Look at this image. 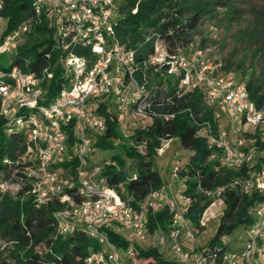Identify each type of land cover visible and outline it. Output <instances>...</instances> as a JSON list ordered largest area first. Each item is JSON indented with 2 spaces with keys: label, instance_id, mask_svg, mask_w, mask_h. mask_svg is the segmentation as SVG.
<instances>
[{
  "label": "built area",
  "instance_id": "1",
  "mask_svg": "<svg viewBox=\"0 0 264 264\" xmlns=\"http://www.w3.org/2000/svg\"><path fill=\"white\" fill-rule=\"evenodd\" d=\"M1 5L2 0L0 8ZM32 11L54 29L55 48L60 50L66 80L55 96L45 102L40 81L32 73H24L17 67L0 71V113L6 105L12 129L25 134L26 155L34 152L30 157L32 165L25 167L22 174L33 182L31 193L35 204L44 205L53 197L59 203H66L68 209L57 214L59 232L64 234L75 219H80L85 235L99 245L96 251H87L83 264H123L120 252L108 242L99 225L113 221L122 231L140 238L145 231V215L155 214L160 206H165L170 218L167 235L174 261L187 264L188 252L182 243L192 247V232L196 235L182 216L185 207L191 204L188 196L182 194L178 206L170 193L167 198L162 192L152 190L132 204L131 199H122L102 181L93 180L92 172L97 167L90 173L84 169L86 156L93 149L88 131L101 135L105 130L103 121L94 114L98 101L106 98L107 109L120 117L121 136L127 139L133 129H144L153 118L167 121L175 114L190 113L189 107L179 108L174 99L185 103L193 92L199 93L201 107L210 110L221 107L235 116L241 128L232 125L218 131L216 120L211 117L210 122L202 123L198 133L204 136L205 147L210 151L209 160L216 159L229 171L248 168L242 181H231L229 186L257 198L251 208L250 223L243 229L242 243L226 250L220 264H264V105L255 107L237 74L232 70H218L219 66L203 60L199 50L183 53L177 49L170 53L154 34L145 38V41L153 39L151 52L137 63L135 51L120 45L115 38L113 0H34ZM134 12L135 9L131 11ZM29 21H23L0 37L3 53L11 54L17 49L22 34L29 30ZM77 48L88 50V56L74 54ZM147 71L151 76L155 74L158 81L170 80L171 84L165 88L169 96H158L161 88L150 85ZM23 108L28 111L16 116L17 110ZM68 126L73 133V142L69 145ZM251 129H256L258 138L245 141L244 130ZM141 142L129 145L135 147ZM258 148L261 160L256 157ZM253 156L257 164L249 166L254 163ZM66 158L76 162L73 182L65 178L61 168ZM28 168L32 169L30 173H26ZM177 174L178 166L174 165L168 174L169 180H176ZM74 182L76 193L81 197L79 203H74L64 193V188ZM221 190L222 187L207 194L216 200ZM222 239L227 244L231 241L230 237ZM197 247L188 264H214L212 259L200 255ZM131 253L129 248L126 253L129 258Z\"/></svg>",
  "mask_w": 264,
  "mask_h": 264
},
{
  "label": "trees",
  "instance_id": "2",
  "mask_svg": "<svg viewBox=\"0 0 264 264\" xmlns=\"http://www.w3.org/2000/svg\"><path fill=\"white\" fill-rule=\"evenodd\" d=\"M34 0H2L0 18L5 19V33L16 29L23 21L28 22L29 30L22 34V40L17 49L8 54L10 63L7 67L0 66V71L17 67L24 73H32L40 82L43 98L48 102L59 91L66 80L60 62V50L55 48L54 29L42 17L34 16L32 3ZM115 8L114 35L120 45L135 51L137 63L146 58L151 52L153 39L145 41L149 34H154L157 41L168 52L181 49L190 41V34L195 32L198 24L211 17L213 9H224L223 17L227 22L236 21L241 16V11L230 9L229 0H113ZM135 9L134 13L131 11ZM259 14V13H258ZM264 10L260 12V16ZM258 17V15L256 16ZM260 22V21H258ZM259 24V23H258ZM264 29V26L262 27ZM76 55L88 56L89 51L77 48ZM264 52V47L262 48ZM0 54H5L0 50ZM224 69V68H223ZM50 75L47 78V75ZM139 80V73L137 74ZM146 77L151 79L150 85H157L161 98L167 97L166 87L171 84L169 79L157 80L156 75L146 72ZM248 98L256 108L264 105V81L249 79L242 81ZM166 91V92H165ZM199 93L193 92L187 102L174 99L179 108L189 107L190 113H178L170 120L153 118L144 129L135 128L127 138H122L120 131V117L110 108L107 109V100L98 101L94 114L104 123L103 134L96 136L90 148L101 151H110L119 145L123 155L134 161V172L129 173L117 154L110 160L116 161V166H101V170L93 180L102 181L107 187L114 189L122 199L129 198L132 204L146 196L150 191L161 187L162 181L153 165L154 148L159 146V139L175 138L178 148L187 152L185 162L175 161L178 166L176 180L185 178L181 193L191 199V204L185 207L182 214L189 227L195 229L198 235L201 227L199 219L202 213L215 200L207 193L222 187L219 199L223 208L218 217L212 236L202 245L197 247V252L206 259H212L214 264H220L222 254L228 249L223 237H230L236 228L243 229L250 223L251 208L256 197L242 195L237 187H230L228 182L235 171L226 170L216 159L209 160L210 151L206 149L204 136L198 133L204 121L211 119L210 109L201 107ZM43 102V103H45ZM107 109V110H106ZM27 109L17 110L16 116L24 114ZM190 114V116H189ZM12 124L4 125L0 121V174L6 177H21L23 187L12 200L0 194V238H7L13 249L7 253L0 252V264H83V259L88 250L96 251L99 245L84 233L83 222L75 219L74 225L64 234L58 229V213L67 210L66 203H59L55 197L47 200L44 205H37L31 193L32 181L22 174V170L32 165L30 157L34 152L26 155L25 134L12 129ZM6 126V127H5ZM7 128V129H6ZM5 129V130H4ZM10 129V131H7ZM67 145L73 141L71 126H68ZM144 139L148 152L141 156L132 150ZM158 140V141H157ZM86 156V172H92L96 166L88 164ZM76 162L73 158H66L61 164L65 178L74 181L76 178ZM171 166V167H172ZM170 167V169H171ZM169 169V172H170ZM169 174V173H168ZM74 184V185H73ZM75 182L64 188L74 203H79L81 197L76 193ZM167 211L156 212L148 215L145 220V233L151 234L155 229L167 231ZM122 229L115 223L99 225L108 242L113 245L121 255L122 263L132 259L134 264H178L173 260H162L152 250H142L133 240H126L116 230ZM132 251L127 258V251ZM131 264V263H129Z\"/></svg>",
  "mask_w": 264,
  "mask_h": 264
},
{
  "label": "rangeland",
  "instance_id": "3",
  "mask_svg": "<svg viewBox=\"0 0 264 264\" xmlns=\"http://www.w3.org/2000/svg\"><path fill=\"white\" fill-rule=\"evenodd\" d=\"M187 1L189 2L192 0ZM229 4L230 9L241 11L239 19L227 22L223 17V8L217 7L213 9L211 17L204 18L198 24L195 32L190 34V41L185 45L184 51H201V56H203V60H206L207 63L219 66L218 70H222L224 68L225 70L234 71L237 74V77L241 78L242 81L249 79H259L260 81H264V52H262V48L264 47V29L262 28L264 26V14L260 16V12L264 10V0H229ZM113 6L115 9L116 5L114 4V1ZM257 15L258 17H256ZM4 28L5 19L0 18V36L3 33ZM62 52L63 51H61V53ZM64 58L65 57H63V59ZM9 63L10 56L8 54H0V66L7 67ZM62 64L66 65L64 62ZM49 77L50 75L48 74L47 78ZM212 110L213 109L210 110V116L216 120L215 124L218 131L229 129L232 125H236L238 128H241L239 123L236 122L235 116L231 112L221 107L215 108L213 112ZM10 115L11 114H8L6 105H4L2 112L0 113V121H3L4 125L9 124L10 121L7 120V118H9ZM131 129L132 128L128 130L130 131ZM89 131L87 137L91 144L96 136L99 135H97L98 133L96 132H91V130ZM244 131L245 141L258 138V132L256 129ZM148 142H150V139H144L138 146L133 147L132 150L141 156H146L148 152ZM158 142L159 146L154 148L155 155L153 156L152 167L156 169L158 175L160 176L162 185L156 191H160L159 193L162 192V194L167 198V194L170 193L171 197L179 206L181 205L179 197L182 195L181 191L184 187L182 182L184 183L185 178L181 177V180L178 181L169 180L168 173L170 167L175 161H180L182 163L186 161L185 157H187V152L178 148L175 143V138H170L168 140L159 139ZM255 151L258 152L259 148ZM113 154H117L120 157L129 173L134 172V166L136 163L126 158L123 155L121 147L116 144L115 148L110 151H101L95 148L89 150L87 158L88 164L90 163L91 165L97 167V169L93 170V175H97V173H99L101 166L117 165L115 160H110V157ZM260 155H262V153L258 152L256 157L261 160V158H258ZM251 161H254V163H249V166L257 164L255 156L252 157ZM31 170V168H28L26 173H30ZM235 172L234 176H232L228 182L234 180L242 181L246 172H248V168H242ZM23 183L24 180L19 179V177H6L3 174H0V194L6 195L13 200L16 197L17 192L23 187ZM222 208L223 202L220 199L214 200L200 217L199 223L202 225L199 234L194 235L192 232L194 245L191 247L189 243H182V247L188 252L187 264L192 261V256L195 253L194 248L197 247V245L202 246L212 236ZM163 211L166 212L165 206H160L159 213ZM166 215L168 216L166 221L168 226L170 218L168 214ZM147 216L148 215H145L144 220H146ZM184 220L187 223L185 218ZM188 228L191 229L190 227ZM116 230L124 237V239L135 241L140 249L152 250L162 260H175L171 251L172 243L168 239L167 235L168 228L165 232L155 229L151 234H146L144 231V235L140 238L133 235L131 232L121 231L119 228H116ZM244 236L245 235L242 229L236 228L230 235L231 241L227 244L228 249L231 250L234 246H239L242 243ZM10 244L11 242H9L7 238H0V252L7 253L6 251L8 249H13ZM127 259L128 256L127 258H124L123 261L125 262ZM129 263L134 264L135 261L133 259L132 261L127 260L126 264Z\"/></svg>",
  "mask_w": 264,
  "mask_h": 264
},
{
  "label": "crops",
  "instance_id": "4",
  "mask_svg": "<svg viewBox=\"0 0 264 264\" xmlns=\"http://www.w3.org/2000/svg\"><path fill=\"white\" fill-rule=\"evenodd\" d=\"M166 183V182H165Z\"/></svg>",
  "mask_w": 264,
  "mask_h": 264
}]
</instances>
